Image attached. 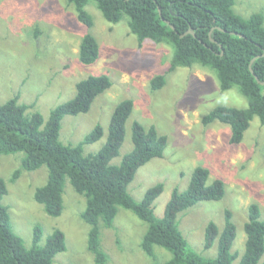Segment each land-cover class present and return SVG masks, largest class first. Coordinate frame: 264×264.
<instances>
[{
    "label": "rangeland",
    "instance_id": "374dc122",
    "mask_svg": "<svg viewBox=\"0 0 264 264\" xmlns=\"http://www.w3.org/2000/svg\"><path fill=\"white\" fill-rule=\"evenodd\" d=\"M233 7L242 16L257 12L264 16V0H235ZM84 8L93 18L92 26L81 22L73 4L66 0H0V103L18 95V102L30 104L28 111L41 113L45 123L51 109L75 95L77 81L89 74H107L111 85L94 98L87 112L62 118L59 139L75 144L100 124L102 136L83 145L84 153L97 151L106 141L115 105L124 98L132 99L122 145L110 163L119 164L131 150L133 120L146 127L154 125L167 142L162 157H153L136 170L128 192L140 200L147 188L162 183L163 190L154 201V214L160 217L172 190L187 187L193 168H208L207 182L223 180V197L198 201L178 213L177 223L190 246L209 257L217 251V237L205 250V227L211 220L222 230L224 210H231L236 231L232 250L238 251L231 264H236L244 250L248 205L258 204L264 219V125L254 116L238 143L230 142L229 124L215 121L203 125L202 116L214 106L246 107L247 98L236 86L221 91L210 67L194 64L166 71L173 54L171 45L150 39L139 45L126 16L110 22L93 1ZM86 33L92 34L99 46L92 64H83L78 58L79 43ZM156 74H163L165 83L153 89L150 79ZM23 156V151L0 153V177L7 187L1 202L8 206L14 232L29 247L36 225L41 227L38 245L59 228L66 248L51 264H96L86 245L90 226L80 217L84 197L65 179L63 209L59 216L48 215L34 199L35 189L47 180L46 165L23 169L12 179ZM146 229L147 222L119 206L110 227L100 224V243L108 256L105 264H155L169 258L170 252L160 246L154 247V258L144 253L140 241ZM258 264H264V253Z\"/></svg>",
    "mask_w": 264,
    "mask_h": 264
},
{
    "label": "trees",
    "instance_id": "16d2710c",
    "mask_svg": "<svg viewBox=\"0 0 264 264\" xmlns=\"http://www.w3.org/2000/svg\"><path fill=\"white\" fill-rule=\"evenodd\" d=\"M73 4L77 18L87 26L93 25L91 14L84 8L93 1L104 18L117 22L124 16L138 44L144 39L165 42L173 47L171 63L166 71L194 64L212 68L221 91L236 86L247 98L246 107L218 104L201 118L203 125L220 121L231 128V143H238L251 119L257 116L264 125V16L261 12L242 16L234 10L235 0H66ZM99 46L95 37L86 33L78 47V58L92 64L98 58ZM165 83L163 74L150 79L153 89ZM111 85L107 74H89L75 84V95L50 110L48 119L30 104L19 103L18 95L0 103V153L23 151L21 167L13 172L14 179L21 170L47 167L46 182L34 191V199L51 216L63 209L62 192L65 179L85 199L80 217L89 224L87 249L96 264H105L107 253L100 243V224L112 225L118 207L131 210L147 222L140 247L149 257H155V246L170 252V257L155 264H231L238 257L232 250L236 237L231 210H224L222 230L209 221L205 227L203 248L209 249L217 237L213 256L196 252L183 236L177 215L201 200L221 199L225 192L220 178L208 181L209 169L193 168L187 187L174 188L162 216L154 214V201L163 190L158 182L135 200L128 184L136 170L153 157H162L167 138L154 125L144 126L138 120L131 123L132 148L119 164L110 160L118 155L124 139V124L133 108L130 98L120 100L114 107L105 143L94 152L84 153L83 145L102 136V126L95 124L75 144L59 139L61 120L65 115L87 112L94 98ZM7 192L0 177V264H51L54 256L66 248L65 235L55 228L43 245H38L41 227H34L32 245H24L11 226L8 206L1 202ZM244 222V250L236 264H258L264 253V219L258 204L248 205Z\"/></svg>",
    "mask_w": 264,
    "mask_h": 264
},
{
    "label": "water",
    "instance_id": "95a60500",
    "mask_svg": "<svg viewBox=\"0 0 264 264\" xmlns=\"http://www.w3.org/2000/svg\"><path fill=\"white\" fill-rule=\"evenodd\" d=\"M263 54H264V52H263Z\"/></svg>",
    "mask_w": 264,
    "mask_h": 264
}]
</instances>
